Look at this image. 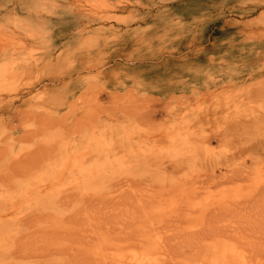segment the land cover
I'll list each match as a JSON object with an SVG mask.
<instances>
[{"label": "rangeland", "instance_id": "rangeland-1", "mask_svg": "<svg viewBox=\"0 0 264 264\" xmlns=\"http://www.w3.org/2000/svg\"><path fill=\"white\" fill-rule=\"evenodd\" d=\"M0 264H264V0H0Z\"/></svg>", "mask_w": 264, "mask_h": 264}]
</instances>
